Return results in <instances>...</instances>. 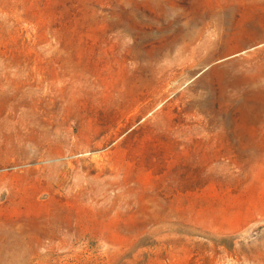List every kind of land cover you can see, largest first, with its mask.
I'll use <instances>...</instances> for the list:
<instances>
[{"label":"rangeland","instance_id":"rangeland-1","mask_svg":"<svg viewBox=\"0 0 264 264\" xmlns=\"http://www.w3.org/2000/svg\"><path fill=\"white\" fill-rule=\"evenodd\" d=\"M0 155V264H264V0H0Z\"/></svg>","mask_w":264,"mask_h":264},{"label":"bare ground","instance_id":"bare-ground-1","mask_svg":"<svg viewBox=\"0 0 264 264\" xmlns=\"http://www.w3.org/2000/svg\"><path fill=\"white\" fill-rule=\"evenodd\" d=\"M232 1V0H231ZM241 1H245V0H241ZM10 154H15L16 156L19 157L25 154L26 151L24 148L21 149H11L9 151ZM42 156V155H40ZM1 157V155H0ZM96 183V185L98 184L97 179L95 178H83V177H75L73 178V180L66 178L64 176H61L59 178L56 179H51V178H47V180L45 181V184L48 185L49 188H57L58 190H64V189H68L69 191L75 190L76 192L80 193L79 198L81 200H85V202L90 203V199L87 196L88 192L92 189L93 190V186ZM58 227L54 226L53 230L55 232H58Z\"/></svg>","mask_w":264,"mask_h":264}]
</instances>
